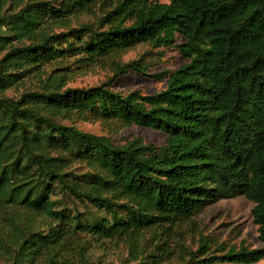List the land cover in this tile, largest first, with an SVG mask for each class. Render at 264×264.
<instances>
[{
  "label": "trees",
  "instance_id": "1",
  "mask_svg": "<svg viewBox=\"0 0 264 264\" xmlns=\"http://www.w3.org/2000/svg\"><path fill=\"white\" fill-rule=\"evenodd\" d=\"M96 7V21L71 24ZM143 43L186 62L154 75L165 79L157 92L114 90L130 71L152 76L143 55L121 59ZM70 58L112 74L65 87L56 68L39 89L7 95ZM90 118L165 140L118 144L76 125ZM237 196L253 203L261 246L214 251L201 236L180 264H264V0H23L0 12V263L94 264L92 237L141 249L132 264H162L167 243L147 254L146 233Z\"/></svg>",
  "mask_w": 264,
  "mask_h": 264
},
{
  "label": "rangeland",
  "instance_id": "2",
  "mask_svg": "<svg viewBox=\"0 0 264 264\" xmlns=\"http://www.w3.org/2000/svg\"><path fill=\"white\" fill-rule=\"evenodd\" d=\"M23 0H0V12L10 7L19 8ZM54 1V0H51ZM57 1V0H56ZM111 0H106V5ZM167 3L169 0H156ZM100 15L99 8L93 11L71 18V24L77 25L80 22L96 21ZM55 30L61 29L56 27ZM180 37L177 42H181ZM143 55V59L148 62L147 73L152 76H144L137 72L130 71L119 77L112 88L116 91L127 93L138 90L144 94H151L164 88L165 79H158L154 75L164 70L178 68L186 62L176 47L155 48L150 43H143L125 52L121 59L128 61ZM66 68L65 70L54 71V74L64 76L65 87H86L99 84L112 74L111 64L100 61L95 64L86 65L84 62H75L73 58L68 59L62 64H46L42 67V72L28 74L22 81L23 84L7 91V95H20L23 92L39 89L40 85L47 78V75L56 68ZM76 125L94 134L110 136L115 143L140 137L145 143L162 145L165 135L162 132L149 128L130 126L118 127L114 122H102L95 118L76 121ZM253 203L244 196H237L232 199H223L206 208L196 215L190 222H178L172 226L167 234L161 231L146 233L143 237L144 246L147 247L146 253H151L158 242H166V246H160L158 255L163 257L162 264L183 263V252L181 247L185 246L189 250H195L199 238L207 237L211 242V250L227 249L241 244L248 248H258L261 246L258 238L257 226L253 223L251 210ZM165 243V244H166ZM86 257L94 264H132V257H141V249L129 251L126 244L121 241L98 240L87 237ZM219 253V252H218ZM0 264H4L3 261ZM6 264V263H5ZM214 264H242V263H223ZM253 264H260L253 263Z\"/></svg>",
  "mask_w": 264,
  "mask_h": 264
}]
</instances>
